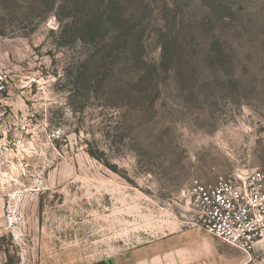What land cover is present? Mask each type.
Returning a JSON list of instances; mask_svg holds the SVG:
<instances>
[{"label":"rangeland","instance_id":"obj_1","mask_svg":"<svg viewBox=\"0 0 264 264\" xmlns=\"http://www.w3.org/2000/svg\"><path fill=\"white\" fill-rule=\"evenodd\" d=\"M142 1V47L106 31L87 72L76 2L0 0V264H89L189 226L193 179L264 174V0Z\"/></svg>","mask_w":264,"mask_h":264},{"label":"built area","instance_id":"obj_2","mask_svg":"<svg viewBox=\"0 0 264 264\" xmlns=\"http://www.w3.org/2000/svg\"><path fill=\"white\" fill-rule=\"evenodd\" d=\"M5 85L0 82V96ZM190 225L251 256L264 241V174L259 169L220 174L212 182L193 179L188 188Z\"/></svg>","mask_w":264,"mask_h":264},{"label":"crops","instance_id":"obj_3","mask_svg":"<svg viewBox=\"0 0 264 264\" xmlns=\"http://www.w3.org/2000/svg\"><path fill=\"white\" fill-rule=\"evenodd\" d=\"M264 241L249 256L239 248L196 226H183L161 237L89 264H262Z\"/></svg>","mask_w":264,"mask_h":264},{"label":"trees","instance_id":"obj_4","mask_svg":"<svg viewBox=\"0 0 264 264\" xmlns=\"http://www.w3.org/2000/svg\"><path fill=\"white\" fill-rule=\"evenodd\" d=\"M67 2H76L75 7L83 13V18L72 26V35L85 42L96 44L93 54L84 65L85 71L92 72V66L89 63L97 56L99 57L97 67L101 68L107 56L104 54L107 48L103 46L100 49L97 44L106 31L115 30L113 40L115 42L110 48L114 52L122 54L131 48L130 53H133L136 49L142 47V34L139 28L141 21L138 16L148 9V5L144 4L142 0H67ZM95 2L107 3L105 7H102L101 4L96 6ZM132 2H140L138 8L132 9L131 7L134 5ZM127 7L130 8V16H126ZM75 33H78V36ZM101 52L103 55H100Z\"/></svg>","mask_w":264,"mask_h":264}]
</instances>
